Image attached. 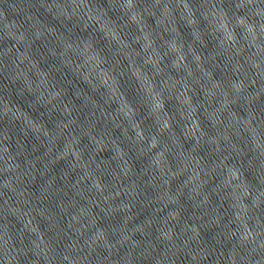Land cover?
Returning a JSON list of instances; mask_svg holds the SVG:
<instances>
[{"label":"clouds","instance_id":"clouds-1","mask_svg":"<svg viewBox=\"0 0 264 264\" xmlns=\"http://www.w3.org/2000/svg\"><path fill=\"white\" fill-rule=\"evenodd\" d=\"M0 264H264V0H0Z\"/></svg>","mask_w":264,"mask_h":264}]
</instances>
